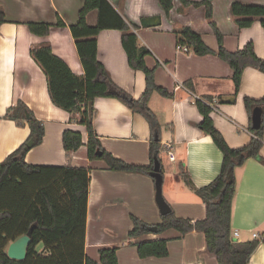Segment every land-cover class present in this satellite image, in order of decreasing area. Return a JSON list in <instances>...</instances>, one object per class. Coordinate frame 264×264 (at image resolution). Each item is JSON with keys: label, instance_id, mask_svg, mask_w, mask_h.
Returning a JSON list of instances; mask_svg holds the SVG:
<instances>
[{"label": "crops", "instance_id": "crops-1", "mask_svg": "<svg viewBox=\"0 0 264 264\" xmlns=\"http://www.w3.org/2000/svg\"><path fill=\"white\" fill-rule=\"evenodd\" d=\"M123 16L136 35L137 45L149 51L145 66L152 69L155 84L167 91V96L152 93L148 106L155 114L160 147L171 143L173 162L162 165V196L175 217L201 219L204 207L183 181L189 179L195 188L207 186L218 175L222 155L211 138L199 129L203 117L193 103L210 97L209 118L222 135L227 146L237 149L246 146L251 138L249 120L243 99L264 97V73L246 67L239 90L235 91L230 67L216 55L218 44L209 27L203 8L181 7L173 0L168 16L158 0H108ZM201 1V0H187ZM84 0H0L5 22L0 25V162L14 152L27 138L26 125L16 126L3 118L6 110L22 101L34 116L43 122L42 143L31 149L24 158L27 164L62 167L70 165L89 169V189L85 221L84 253L98 261V251L117 246L118 264H217L203 253L202 234L181 236L174 229L161 234L149 232L129 240L131 216L154 226L161 222L155 201V183L148 175L111 171L102 160H90L87 155V134L83 126L70 123L68 114L55 107L47 94L45 76L29 55L32 47L48 44L53 55L62 59L72 73L83 75L75 43L69 27L77 22ZM234 2L264 7V0H214L212 20L223 36V48L228 52L241 50L251 43L255 55L264 61V31L258 21L239 29L236 17L230 13ZM159 17L158 26L142 28L144 18ZM58 19L64 26L56 27ZM97 11L86 16L89 26H95ZM52 25L48 36L29 33L24 23ZM189 27L213 52L198 56L179 50L174 30ZM97 60L109 73L112 81L124 90L131 100H137L145 90L141 71L132 70L121 46V34L116 30L101 31L97 37ZM233 97V102L221 101ZM94 131L102 148L123 162L148 167L150 130L147 121L125 104L113 98L94 101ZM65 130L81 134L82 146L69 157L63 150L61 137ZM163 148V147H162ZM161 150V149H160ZM260 157L264 159L263 146ZM237 180L232 206L230 236L233 242L259 241L247 264H264V165L248 159L235 170ZM256 233L257 238H252ZM167 240L168 256L140 259L130 242ZM42 247L39 245V251Z\"/></svg>", "mask_w": 264, "mask_h": 264}, {"label": "trees", "instance_id": "trees-1", "mask_svg": "<svg viewBox=\"0 0 264 264\" xmlns=\"http://www.w3.org/2000/svg\"><path fill=\"white\" fill-rule=\"evenodd\" d=\"M213 1L180 0L183 8L204 9V17L218 44L216 55L230 67L231 80L237 93L243 70L252 67L264 73V61L257 58L251 43L232 53L223 48V36L212 20ZM158 3L168 16L173 8V0H158ZM94 10L97 11V21L95 26H89L86 16ZM230 13L236 17L235 24L239 29L258 21L264 31V7L234 2L230 6ZM4 22V14L0 8V25ZM24 25L29 33L42 38L48 36L52 27L50 24L34 22ZM55 26L63 27L64 24L58 19ZM104 30L120 32L121 46L126 54L128 66L144 74L145 90L137 100H131V97L112 81L109 73L97 60L96 37ZM69 31L83 70L82 76L72 73L62 59L53 55L48 44L32 47L29 51L30 57L45 76L51 103L68 114L70 123L85 128L87 155L90 160L104 161L111 171L148 175L154 180V159L159 160L162 171L159 158L161 147L156 140L159 127L148 101L152 93L165 97L167 91L155 84L154 71L145 66L144 59L149 55V51L137 45V38L131 26L108 0H84L78 12L77 22L69 27ZM174 35L178 46L188 47L195 55L213 53L189 27L174 30ZM97 98L117 99L147 121L150 130L148 167L127 164L102 148L93 128L94 101ZM210 100V97L205 96L195 99L193 103L203 117L199 129L211 138L222 155L220 171L214 180L201 188H195L189 176H183L184 184L202 203L204 216L201 219L177 218L170 209L169 213L161 215V222L154 226L144 224L131 216L132 230L128 232V239L132 241L148 233V228L151 227L157 228V234L168 229H174L181 236L198 233L203 235V253L214 258L217 264H247L260 242L235 243L231 239L232 206L237 186L235 170L242 168L248 159H256L264 165V159L259 154L263 146L264 97L259 100L243 99L251 138L246 146L237 149L229 148L222 135L214 128L209 118L211 108L206 104ZM256 108L262 112L260 125L253 128L251 118ZM3 118L14 122L18 127L26 125L29 133L16 150L0 162V264H118L117 246L100 249L98 261L84 253L89 169L70 165L54 167L27 164L24 161L25 155L42 143L43 122L20 100L6 110ZM61 143L67 157L83 145L81 134L71 130L62 133ZM96 152L100 153V156ZM29 230L31 241L25 259L17 261L8 258L7 246ZM39 245L42 247L40 251ZM130 245L136 247L140 259L168 256L167 240L130 242Z\"/></svg>", "mask_w": 264, "mask_h": 264}, {"label": "water", "instance_id": "water-1", "mask_svg": "<svg viewBox=\"0 0 264 264\" xmlns=\"http://www.w3.org/2000/svg\"><path fill=\"white\" fill-rule=\"evenodd\" d=\"M159 23H160L159 17L144 18L141 20L142 28L158 26ZM221 101L233 102L234 98L227 97ZM261 112L262 110L259 108H256L253 110L252 118H251L253 128H257L260 125ZM156 140H158V138H156ZM96 154L100 156V153L96 152ZM152 176L154 178V183H155V201L159 209L160 215H165L170 212V207L165 202L162 196V180L163 179H162V174H161L160 162L157 158L154 159ZM148 231L152 233H157V228L151 227V228H148ZM30 241H31V230H29L27 234L21 236L20 238L11 242L7 246V249H6L7 257L12 260H17V261L24 260L26 257L27 247L29 246Z\"/></svg>", "mask_w": 264, "mask_h": 264}, {"label": "built area", "instance_id": "built-area-1", "mask_svg": "<svg viewBox=\"0 0 264 264\" xmlns=\"http://www.w3.org/2000/svg\"><path fill=\"white\" fill-rule=\"evenodd\" d=\"M179 50H182L183 52L185 53H190V50L188 47L186 46H179ZM163 147V148H162ZM161 153L166 157V159H168L169 162H173L174 161V156H173V147H172V144L171 143H166L164 144L163 146H161ZM159 151V152H160ZM238 237V233L237 232H233L231 234V239L234 241L236 240ZM257 234L256 233H253L252 234V238H257Z\"/></svg>", "mask_w": 264, "mask_h": 264}, {"label": "rangeland", "instance_id": "rangeland-1", "mask_svg": "<svg viewBox=\"0 0 264 264\" xmlns=\"http://www.w3.org/2000/svg\"><path fill=\"white\" fill-rule=\"evenodd\" d=\"M162 161H163V162H167L168 159H166V157L163 155V156H162Z\"/></svg>", "mask_w": 264, "mask_h": 264}]
</instances>
